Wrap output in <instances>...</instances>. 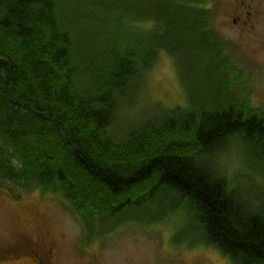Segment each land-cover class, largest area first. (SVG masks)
Masks as SVG:
<instances>
[{
	"label": "trees",
	"instance_id": "1",
	"mask_svg": "<svg viewBox=\"0 0 264 264\" xmlns=\"http://www.w3.org/2000/svg\"><path fill=\"white\" fill-rule=\"evenodd\" d=\"M205 2L0 0V190L59 194L86 241L121 219L161 222L183 211L190 245L231 264H264V196L216 166L237 143L264 179V113L237 93L239 77L229 80ZM161 52L187 106L117 139L121 109Z\"/></svg>",
	"mask_w": 264,
	"mask_h": 264
},
{
	"label": "rangeland",
	"instance_id": "2",
	"mask_svg": "<svg viewBox=\"0 0 264 264\" xmlns=\"http://www.w3.org/2000/svg\"><path fill=\"white\" fill-rule=\"evenodd\" d=\"M217 30L227 38L226 28ZM231 51L236 64L253 76L252 87L259 94L264 88L263 64L250 61L237 48L231 47ZM203 83L208 89L207 82ZM184 90L173 59L161 52L134 102L121 109L120 123L111 133L117 139L123 138L124 128H136L148 118H159L167 109L186 107ZM216 166L228 178L238 177L243 189L264 196V179L252 173L244 149L237 143L217 157ZM19 195L16 198L9 191L0 190V264H34L31 258L47 264L45 256L34 249V242L28 241L36 234L33 229L36 221L58 242L54 264H231L213 247L190 245L192 234L183 232L188 221L183 211L161 222L121 219L102 235L97 234L99 238L86 242L80 218L59 194L29 189L20 191ZM16 241L24 248L16 250L9 246Z\"/></svg>",
	"mask_w": 264,
	"mask_h": 264
},
{
	"label": "flooded vegetation",
	"instance_id": "3",
	"mask_svg": "<svg viewBox=\"0 0 264 264\" xmlns=\"http://www.w3.org/2000/svg\"><path fill=\"white\" fill-rule=\"evenodd\" d=\"M202 6L208 10L210 28L221 41L224 55L229 58V80L234 76L236 79L239 77L236 84L237 93L245 99L249 109L264 113V88L259 94H255L252 87L253 76L236 64L231 51V47L237 48L250 61L262 63L264 68V0H206ZM222 27L228 32L225 39L217 30ZM33 229L36 234L28 241L34 242V249L45 256L47 264H54L57 260L55 250L58 242L50 237L40 222L36 221ZM9 246L17 248L16 250L24 248L19 241L10 243ZM31 260L34 264H44L39 259Z\"/></svg>",
	"mask_w": 264,
	"mask_h": 264
}]
</instances>
